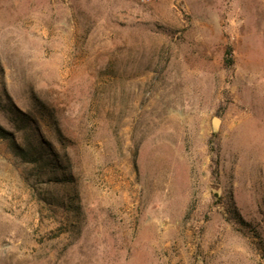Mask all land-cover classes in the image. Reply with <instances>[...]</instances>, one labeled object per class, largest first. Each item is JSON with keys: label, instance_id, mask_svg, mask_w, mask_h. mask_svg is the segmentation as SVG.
<instances>
[{"label": "rangeland", "instance_id": "374dc122", "mask_svg": "<svg viewBox=\"0 0 264 264\" xmlns=\"http://www.w3.org/2000/svg\"><path fill=\"white\" fill-rule=\"evenodd\" d=\"M0 264H264V0H0Z\"/></svg>", "mask_w": 264, "mask_h": 264}, {"label": "trees", "instance_id": "16d2710c", "mask_svg": "<svg viewBox=\"0 0 264 264\" xmlns=\"http://www.w3.org/2000/svg\"><path fill=\"white\" fill-rule=\"evenodd\" d=\"M226 54H227V56L229 57L228 62L231 63V60H232V59H231V58H232V51H231L230 49H228V50L226 51ZM220 115H221V111H219V113H217V117H220ZM212 137H213V139H214L215 135H213ZM210 144H211V143H210ZM210 144H209V148L211 149V152H212L213 147L210 146ZM215 199H218V196H215Z\"/></svg>", "mask_w": 264, "mask_h": 264}, {"label": "water", "instance_id": "95a60500", "mask_svg": "<svg viewBox=\"0 0 264 264\" xmlns=\"http://www.w3.org/2000/svg\"><path fill=\"white\" fill-rule=\"evenodd\" d=\"M218 125H219V119L213 118L212 119V132L216 133L218 130Z\"/></svg>", "mask_w": 264, "mask_h": 264}]
</instances>
